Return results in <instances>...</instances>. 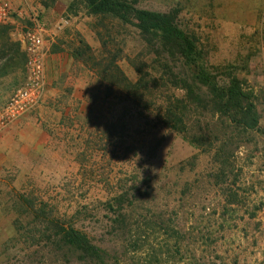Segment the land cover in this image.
Returning a JSON list of instances; mask_svg holds the SVG:
<instances>
[{
    "label": "rangeland",
    "instance_id": "obj_1",
    "mask_svg": "<svg viewBox=\"0 0 264 264\" xmlns=\"http://www.w3.org/2000/svg\"><path fill=\"white\" fill-rule=\"evenodd\" d=\"M10 4L22 15L0 26V106L26 78L7 35L18 41L34 12L47 30L46 87L25 117L48 142L0 175V264H264V0H137L177 11L207 73L250 97L255 131L218 116L184 62L133 26L88 16L78 0ZM54 51L72 63L50 84ZM167 108L183 114L185 136L167 127ZM69 228L99 252L60 242Z\"/></svg>",
    "mask_w": 264,
    "mask_h": 264
},
{
    "label": "trees",
    "instance_id": "obj_2",
    "mask_svg": "<svg viewBox=\"0 0 264 264\" xmlns=\"http://www.w3.org/2000/svg\"><path fill=\"white\" fill-rule=\"evenodd\" d=\"M86 8L88 16L110 17L125 25L136 28L141 37L149 38V43L155 41L170 57H177L184 62V68L189 73L192 84L207 89L218 116L228 118L236 126L246 130L258 129V117L255 113L250 97L243 93L239 82L231 80L228 87H221L215 78L207 73L200 57L193 36L178 29L176 25L177 11L157 13L137 8V0H78ZM8 51L13 52L20 44L8 45ZM13 48V49H12ZM140 82V81H139ZM183 89L189 101H200L196 96L193 85L183 81ZM167 111V112H166ZM165 123L177 133L185 136L186 130L178 128L184 125L182 113L177 115L167 108ZM183 136V137H184ZM186 139V137L184 138ZM61 241L83 254H95L99 250L91 245L87 236L72 228L62 230Z\"/></svg>",
    "mask_w": 264,
    "mask_h": 264
},
{
    "label": "built area",
    "instance_id": "obj_3",
    "mask_svg": "<svg viewBox=\"0 0 264 264\" xmlns=\"http://www.w3.org/2000/svg\"><path fill=\"white\" fill-rule=\"evenodd\" d=\"M22 13L14 10L8 0H0V26L12 23L14 16ZM47 30L34 12L18 34V42L26 54V78L7 101L0 106V134L14 123L27 116L41 103L45 93V37ZM262 59H264V40H262ZM264 73V63H262Z\"/></svg>",
    "mask_w": 264,
    "mask_h": 264
},
{
    "label": "crops",
    "instance_id": "obj_4",
    "mask_svg": "<svg viewBox=\"0 0 264 264\" xmlns=\"http://www.w3.org/2000/svg\"><path fill=\"white\" fill-rule=\"evenodd\" d=\"M14 6L19 5L27 0H8ZM8 41L14 44H20L12 34L7 35ZM23 52L22 45L18 48ZM61 56L54 51L47 55L46 58V77L51 84V79L58 78L63 72H67L71 67L72 59L66 57L65 63L61 66L56 64L61 60ZM57 65L59 67L57 68ZM59 72V73H57ZM48 142L47 134L36 125V120L32 117H24L8 130L0 134V175L10 168V164L17 160L26 159L31 153L43 149ZM254 161H257L255 159ZM257 172H255V175ZM257 177V176H256Z\"/></svg>",
    "mask_w": 264,
    "mask_h": 264
}]
</instances>
